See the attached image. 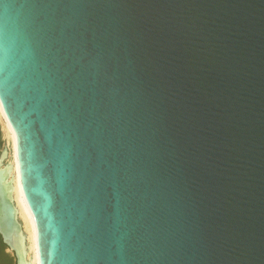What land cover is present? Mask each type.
<instances>
[{"label":"water","instance_id":"water-1","mask_svg":"<svg viewBox=\"0 0 264 264\" xmlns=\"http://www.w3.org/2000/svg\"><path fill=\"white\" fill-rule=\"evenodd\" d=\"M0 110L38 264H264V0H0Z\"/></svg>","mask_w":264,"mask_h":264},{"label":"bare ground","instance_id":"bare-ground-1","mask_svg":"<svg viewBox=\"0 0 264 264\" xmlns=\"http://www.w3.org/2000/svg\"><path fill=\"white\" fill-rule=\"evenodd\" d=\"M0 124L4 133V136L6 140L10 144L11 148V160H12V166H13V199L16 204L17 210H18V216L22 222L23 229L26 234V238L28 242L31 243V259L29 261L30 264H38V256H37V249H36V238H35V233H34V228H33V223L32 220L29 216V213L23 203L18 182H17V177H16V171H15V154H14V138L12 135V132L5 121V118L0 110ZM9 252V251H8ZM11 254V252H9Z\"/></svg>","mask_w":264,"mask_h":264},{"label":"trees","instance_id":"trees-1","mask_svg":"<svg viewBox=\"0 0 264 264\" xmlns=\"http://www.w3.org/2000/svg\"><path fill=\"white\" fill-rule=\"evenodd\" d=\"M6 247L0 240V264H12L8 254H5Z\"/></svg>","mask_w":264,"mask_h":264},{"label":"rangeland","instance_id":"rangeland-1","mask_svg":"<svg viewBox=\"0 0 264 264\" xmlns=\"http://www.w3.org/2000/svg\"><path fill=\"white\" fill-rule=\"evenodd\" d=\"M0 134H1V133H0ZM0 142H1V144H0V149H1L2 146L5 144V141H4V138H3L2 134H1V137H0ZM5 254H8V256H9V258H10V260H11V263H12V264H15L14 259H13V257L11 256V254H10V253H6V252H5Z\"/></svg>","mask_w":264,"mask_h":264}]
</instances>
